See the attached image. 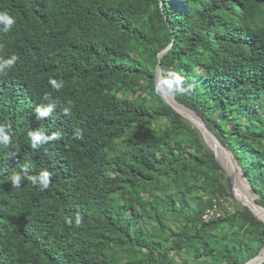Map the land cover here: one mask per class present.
I'll list each match as a JSON object with an SVG mask.
<instances>
[{
	"label": "trees",
	"instance_id": "16d2710c",
	"mask_svg": "<svg viewBox=\"0 0 264 264\" xmlns=\"http://www.w3.org/2000/svg\"><path fill=\"white\" fill-rule=\"evenodd\" d=\"M0 11L16 18L0 55L20 57L0 76V123L13 136L0 147V264H244L260 251L264 223L154 82L169 46L161 71L193 85L174 99L202 118L264 209V0H0ZM45 91L71 100V115L36 120ZM33 129L63 138L33 150ZM29 160L31 174L52 173L48 190L11 187ZM223 195L238 206L203 220Z\"/></svg>",
	"mask_w": 264,
	"mask_h": 264
},
{
	"label": "clouds",
	"instance_id": "9594fccd",
	"mask_svg": "<svg viewBox=\"0 0 264 264\" xmlns=\"http://www.w3.org/2000/svg\"><path fill=\"white\" fill-rule=\"evenodd\" d=\"M161 9L163 5L161 4ZM16 24V18L11 15L8 11H0V34H7L12 31L13 26ZM20 57L12 53L4 56L0 55V76L7 75L8 72L12 71ZM50 87L59 92L64 88V81L50 77L48 79ZM193 85L189 84L185 87L184 77L173 67L162 69L159 76L154 82V92L159 95L160 93H170L183 95L189 91ZM42 103L38 104L34 108V115L36 120L46 119L52 116L54 112L59 110L64 116H70L72 113V101L69 100L66 103H62L58 98H55L51 92L45 91L41 97ZM11 125L7 123H0V147H7L11 145L13 136L10 132ZM84 132L81 128L76 127L73 130V136L76 139H82ZM27 137L30 146L33 150L41 149L44 145L50 142L60 141L63 138V134L60 131H53L47 134L44 130L33 129L27 132ZM33 168L31 161H27L22 165L19 171L13 172L7 177L8 182L12 188L19 189L23 182H28L32 186L38 188L41 192L49 189L51 184V176L47 169H42L36 174H31L30 170ZM68 224H72L73 221L69 218L66 221ZM75 224L79 226L81 224V216L76 214Z\"/></svg>",
	"mask_w": 264,
	"mask_h": 264
},
{
	"label": "water",
	"instance_id": "95a60500",
	"mask_svg": "<svg viewBox=\"0 0 264 264\" xmlns=\"http://www.w3.org/2000/svg\"><path fill=\"white\" fill-rule=\"evenodd\" d=\"M168 47L164 48L158 53V63L156 66L155 80L161 73L159 61ZM160 96L162 97L164 102L170 105L176 112L182 115L189 122H191L201 132L205 143L214 152L218 162L224 168L233 188L237 187L239 192V197L237 198L252 212V214L259 221L264 223V209L256 203V196L252 193L250 187L245 182L242 173L239 171V169H237L236 164L233 162L230 153L218 141L216 136L206 127L202 118L192 109L178 103L172 95H169V93L162 92L160 93ZM219 156L222 157L224 163L220 160ZM263 262L264 246L252 259L248 260L244 264H262Z\"/></svg>",
	"mask_w": 264,
	"mask_h": 264
},
{
	"label": "built area",
	"instance_id": "2783aa9c",
	"mask_svg": "<svg viewBox=\"0 0 264 264\" xmlns=\"http://www.w3.org/2000/svg\"><path fill=\"white\" fill-rule=\"evenodd\" d=\"M232 199L228 196L213 197L202 214V219L207 221L224 214V208L231 210Z\"/></svg>",
	"mask_w": 264,
	"mask_h": 264
},
{
	"label": "rangeland",
	"instance_id": "374dc122",
	"mask_svg": "<svg viewBox=\"0 0 264 264\" xmlns=\"http://www.w3.org/2000/svg\"><path fill=\"white\" fill-rule=\"evenodd\" d=\"M169 95H172V94L169 93ZM172 96H173V95H172ZM233 201H234V200H233ZM239 201H240V200H239ZM240 202H241V201H240ZM233 206H238L237 202L234 201V202H233Z\"/></svg>",
	"mask_w": 264,
	"mask_h": 264
},
{
	"label": "bare ground",
	"instance_id": "6f19581e",
	"mask_svg": "<svg viewBox=\"0 0 264 264\" xmlns=\"http://www.w3.org/2000/svg\"><path fill=\"white\" fill-rule=\"evenodd\" d=\"M219 158H220V160L224 163V160L222 159V157L221 156H219Z\"/></svg>",
	"mask_w": 264,
	"mask_h": 264
}]
</instances>
